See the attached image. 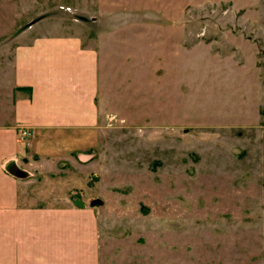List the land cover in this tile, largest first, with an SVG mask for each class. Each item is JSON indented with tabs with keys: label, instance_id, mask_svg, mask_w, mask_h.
Listing matches in <instances>:
<instances>
[{
	"label": "crops",
	"instance_id": "obj_1",
	"mask_svg": "<svg viewBox=\"0 0 264 264\" xmlns=\"http://www.w3.org/2000/svg\"><path fill=\"white\" fill-rule=\"evenodd\" d=\"M107 13H123V0H0V264H115L105 213L126 183L109 184L110 197L98 186L110 173V143L125 152V137L109 127L187 133V116L168 112L161 121L142 100L125 110L128 96L149 101L178 90L179 60L189 52L184 26L149 27L141 48L138 24L103 20ZM156 29H164L163 43ZM145 137L131 140L140 160L151 156L138 144Z\"/></svg>",
	"mask_w": 264,
	"mask_h": 264
},
{
	"label": "rangeland",
	"instance_id": "obj_2",
	"mask_svg": "<svg viewBox=\"0 0 264 264\" xmlns=\"http://www.w3.org/2000/svg\"><path fill=\"white\" fill-rule=\"evenodd\" d=\"M103 20L137 23L141 48L148 28L161 23H181L189 35L178 90L125 100L129 113L142 100L161 121L168 112L187 116V133L109 127L125 137V152L110 143V173L98 186L110 197L109 184L126 183L105 213L115 264H264V0H123V13ZM156 32L163 43L164 29ZM138 134L154 157L134 156ZM98 180L93 174L91 185Z\"/></svg>",
	"mask_w": 264,
	"mask_h": 264
},
{
	"label": "built area",
	"instance_id": "obj_3",
	"mask_svg": "<svg viewBox=\"0 0 264 264\" xmlns=\"http://www.w3.org/2000/svg\"><path fill=\"white\" fill-rule=\"evenodd\" d=\"M22 136H23L24 138L30 136L29 131H28V130H24Z\"/></svg>",
	"mask_w": 264,
	"mask_h": 264
}]
</instances>
